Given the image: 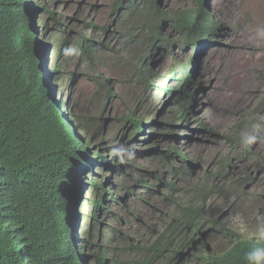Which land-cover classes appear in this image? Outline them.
I'll list each match as a JSON object with an SVG mask.
<instances>
[{
    "label": "trees",
    "instance_id": "obj_1",
    "mask_svg": "<svg viewBox=\"0 0 264 264\" xmlns=\"http://www.w3.org/2000/svg\"><path fill=\"white\" fill-rule=\"evenodd\" d=\"M159 1L112 0L111 24L88 22L92 30H99L98 35L79 31L70 39L64 22L55 19L45 6L41 9L53 25L49 27L44 21L39 29L34 26L33 12L41 14L37 0H0V264H113V254L124 250L116 240L123 241L126 249L141 253L140 264H175L204 248L201 233L206 224L210 225L208 231L220 229L218 220L207 219L203 210V201L210 192L195 186V197L178 195L181 190L176 180L192 179V163L175 149L160 145L162 138L155 143L152 133H147L151 126H160L154 107L145 114L140 109L151 102L149 89L155 87V76L149 66L139 67L132 56L139 46L155 52L161 46L172 50L176 43L197 53L220 27L206 13L205 0H191V6L172 10L162 9ZM54 35H59L60 41L50 45L55 57L52 69L47 71L44 51L49 45L43 43L44 38ZM70 47L73 52L67 55ZM120 51L118 69L127 72L128 83L138 85V100L117 119L119 129L113 132L108 145L107 138L98 140L90 122L99 129L105 125L103 109L114 92L112 79L105 78L101 71L106 67V57ZM194 57L166 76L176 81L174 86L161 87L162 95L175 106L170 120L162 125L168 132L188 125V108L194 100L188 93L194 83ZM69 58L79 68L80 78L104 94L105 103L95 116L84 117L72 110L73 105L68 112V106L53 99L55 80L51 77L65 76L69 83L76 80L77 72L70 70ZM140 101L143 103L139 105ZM122 129L125 134L117 139ZM251 146L245 144L244 155L249 154ZM152 157L159 161L158 172L138 163ZM95 168L101 175L95 173ZM224 169L220 165L218 172ZM106 174L114 176L115 186L108 183ZM84 189L92 195L88 200L91 211L84 238L77 247L73 212ZM139 191L162 197L174 208V214L151 231L154 238L143 241V246L131 243L127 236L133 234L131 226L129 233H120L105 222L108 217L119 222L118 211L108 207L113 200L124 209L119 192L126 201L137 197ZM107 230L111 232L110 248L98 240L100 231ZM258 248H264V242L245 240L220 260L211 257L204 264H251L248 254Z\"/></svg>",
    "mask_w": 264,
    "mask_h": 264
},
{
    "label": "rangeland",
    "instance_id": "obj_2",
    "mask_svg": "<svg viewBox=\"0 0 264 264\" xmlns=\"http://www.w3.org/2000/svg\"><path fill=\"white\" fill-rule=\"evenodd\" d=\"M111 1L37 0L41 14L33 12L36 15L33 23L38 29L44 21L49 27L53 25V21L41 9L45 6L54 13L55 19L64 22L70 39L79 31L98 35L99 30H92L87 23L93 22L98 26L111 24ZM159 3L164 10L192 5L191 0H160ZM205 6L206 13L219 25L220 30L197 53L190 47L176 43L172 50L160 45L155 52L146 46H139L132 56L139 61V67L149 66L155 76V87L149 89L151 102L142 104L140 109L145 114L151 111V106L154 107L153 111L157 113L155 119L160 126H151L147 133H152L155 143L162 138L160 145L175 149L192 163V179L189 177L186 182L176 180V186L181 190L178 195L195 197V186H202L206 193L210 192L203 201V210L207 219L218 220L221 230L208 231L210 225L206 224L201 233L204 234L202 244L214 252H221L228 246L224 233H232V237L233 233H239L255 240L264 238V0H205ZM165 33L169 34L170 31L165 29ZM54 36L44 38L43 45L50 48V45L60 41L59 35ZM49 48L44 51L48 53L45 56L48 69L54 64L55 57V51ZM72 52L70 47L66 54ZM121 53L107 56L106 67L101 71L105 78L112 79L114 92L103 109V117L107 119L105 125L99 129L98 125L90 122L91 131L99 136L98 140L107 138L108 145L112 143L113 132L119 129L117 119L127 114L138 100V85L128 83L127 72L118 69V55ZM193 56L196 60L192 71L194 83L188 93L194 100L188 108V125L184 124L187 128L174 127L168 132L162 125L170 120L175 106L168 103L166 95H162L161 87L174 86L176 81L167 80L166 76L171 70H178L181 65L187 64ZM70 66L71 71L76 69V80L69 83L65 76L57 78L53 82V99L61 102L63 107L68 106V112L73 105L72 110L80 111L84 117L95 116L105 103L104 94L94 84L80 78V70L71 59ZM66 98H69L68 102H65ZM122 134H125L123 129L117 139ZM249 135L257 136V142L252 144L249 154L244 155V140ZM125 141L126 137L119 144L123 145ZM158 162L157 158L152 157L138 163L147 170L152 167L151 170L158 172ZM220 165H224L225 169L218 172ZM94 171L101 175L98 168ZM106 177L108 183L115 186L117 182H114V176L106 174ZM138 193L137 197L132 196L125 201L119 192L117 195L125 204L124 209H120L116 201L108 203L112 211H118L119 222L112 221L111 217L105 222L120 233H129L131 226L133 234L127 235L131 237V243L139 242L143 246V241L154 238L151 231L165 224L174 214V208L162 197L140 194L141 191ZM91 197V192L84 189L73 212L77 219V247H80L88 226L91 211L88 200ZM76 201L75 198L74 203ZM100 233L98 240L102 246L110 248L108 239L111 232ZM116 244L124 250L113 254V264H140L143 261L142 254L126 249L123 241L116 240ZM85 251L89 252L88 249ZM175 264H200V260L189 254Z\"/></svg>",
    "mask_w": 264,
    "mask_h": 264
},
{
    "label": "clouds",
    "instance_id": "obj_3",
    "mask_svg": "<svg viewBox=\"0 0 264 264\" xmlns=\"http://www.w3.org/2000/svg\"><path fill=\"white\" fill-rule=\"evenodd\" d=\"M47 55H48V53H47ZM46 61H45V63H46ZM52 66L53 65H51L50 69H48V68H46V65H45V68L47 69V71H50L52 69ZM47 77H49V75H47ZM51 79L56 81L57 78L51 77ZM53 82L54 81H52V85H54ZM53 92H54V90H53ZM63 114L65 115L67 120H69L67 112H66V114L63 112ZM69 121H71V120H69ZM256 142H257V136H255V135H249L244 140V143L246 145H251V144H254ZM219 232L220 231H218V233ZM231 234L232 233H224V236L228 239V246L223 251L214 252L207 245H205L204 248L200 252H197V250H195L192 253V256L195 257L196 259H199L200 264H204L211 257L215 258L216 261L220 260L221 258L225 257L231 250H233L236 246L240 245V243L244 242L245 240H251L254 243L264 242V238H262L260 240H255V239H252L249 237L246 238L244 235H241L239 233L238 234L233 233V237L231 236ZM203 237H204V234L202 235V238ZM203 250H204V255L202 254ZM247 258L251 262V264H262V262H264V248H258V249L253 250L251 253L248 254Z\"/></svg>",
    "mask_w": 264,
    "mask_h": 264
},
{
    "label": "water",
    "instance_id": "obj_4",
    "mask_svg": "<svg viewBox=\"0 0 264 264\" xmlns=\"http://www.w3.org/2000/svg\"><path fill=\"white\" fill-rule=\"evenodd\" d=\"M80 202V201H79Z\"/></svg>",
    "mask_w": 264,
    "mask_h": 264
}]
</instances>
